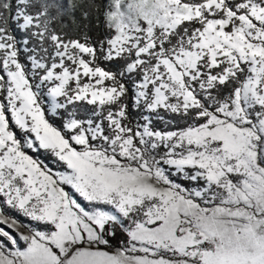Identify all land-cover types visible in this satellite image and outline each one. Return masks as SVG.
Returning a JSON list of instances; mask_svg holds the SVG:
<instances>
[{"label": "snow or ice", "instance_id": "snow-or-ice-1", "mask_svg": "<svg viewBox=\"0 0 264 264\" xmlns=\"http://www.w3.org/2000/svg\"><path fill=\"white\" fill-rule=\"evenodd\" d=\"M0 264H264V0H0Z\"/></svg>", "mask_w": 264, "mask_h": 264}, {"label": "trees", "instance_id": "trees-1", "mask_svg": "<svg viewBox=\"0 0 264 264\" xmlns=\"http://www.w3.org/2000/svg\"><path fill=\"white\" fill-rule=\"evenodd\" d=\"M94 34H100L102 32V26L93 28Z\"/></svg>", "mask_w": 264, "mask_h": 264}, {"label": "rangeland", "instance_id": "rangeland-1", "mask_svg": "<svg viewBox=\"0 0 264 264\" xmlns=\"http://www.w3.org/2000/svg\"><path fill=\"white\" fill-rule=\"evenodd\" d=\"M40 159H41V160H43V159H44V157L41 155V156H40Z\"/></svg>", "mask_w": 264, "mask_h": 264}]
</instances>
